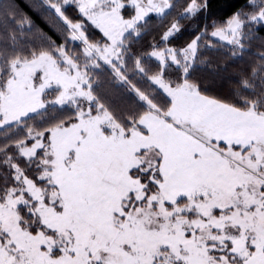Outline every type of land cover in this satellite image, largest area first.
Returning <instances> with one entry per match:
<instances>
[{"label":"snow or ice","instance_id":"6c2138e0","mask_svg":"<svg viewBox=\"0 0 264 264\" xmlns=\"http://www.w3.org/2000/svg\"><path fill=\"white\" fill-rule=\"evenodd\" d=\"M44 4L66 27L64 43L43 33L47 46L27 42L31 20L18 18L15 0H0V264H264V37L256 34L264 0H246L181 48L154 44L152 75L136 57L135 71L165 102L129 79L126 41L176 0ZM70 5L81 19L66 15ZM181 7L178 18L195 17L208 0ZM87 23L103 43L89 39ZM179 31L173 19L161 41ZM205 34L232 57L260 41L233 100L189 79L200 48L213 47L211 39L201 45ZM101 61L140 109L101 99L93 77ZM172 65L181 75L166 79ZM57 107L71 114L46 127L28 123Z\"/></svg>","mask_w":264,"mask_h":264},{"label":"trees","instance_id":"16d2710c","mask_svg":"<svg viewBox=\"0 0 264 264\" xmlns=\"http://www.w3.org/2000/svg\"><path fill=\"white\" fill-rule=\"evenodd\" d=\"M246 0H208L207 12H200L195 17L178 18V14L182 11L181 5L185 0H176L177 7L173 8L170 14L163 19L150 15L147 22L141 25V33L137 37H130L126 42L128 45L129 55H127V71L129 79L137 87L145 91H153L156 89L155 95L158 101L165 102V94L150 84V81L143 74H138L135 71L136 57H142V66L148 70V75H152L159 70V64L148 56L152 51V46L155 44L159 48L171 46L173 48H181L202 32L207 25V32L212 30L213 21H223L233 14L238 8L245 4ZM18 8L16 9L18 18L20 14H25L32 22V32L27 34V42H30L35 47H40L42 43L47 46V41L41 36V33L46 37H50L56 44L64 43V38L67 36L66 27L60 20L50 11L40 0H15ZM128 15V13H125ZM66 15L71 19L77 20L82 17L77 12L74 5L66 7ZM173 19H178L180 31L173 35L165 43L161 41V37L166 28L170 25ZM193 25V29L190 26ZM87 35L90 40H100L103 43V35L101 32L92 26L86 24ZM258 36L264 37V28L257 29ZM212 40L213 47H201L198 54V59L191 69L189 79L197 82L201 90L211 96H216L225 100H233L235 98V88L237 81L240 78L242 70H249L252 64L257 60V52L261 50L260 41L254 40L242 55L237 57L231 56L230 46H221L220 42L205 34L201 39V45H206L209 40ZM24 42V41H22ZM68 47L75 51H80L81 45L68 42ZM181 72L174 66H170L165 73V78L177 79ZM94 79L100 81V86L96 89L100 94L101 99L106 103H111L119 108H137L140 105L137 98L130 92L127 85H120L115 80L113 74L107 69L100 67L93 70ZM142 110V109H141ZM70 110L67 108L52 109L41 116H34L29 120V124L35 123L38 127H46L56 118H62L70 115ZM43 119V123L41 122ZM22 135V133H21ZM13 139L18 136H13ZM5 142L0 138V143ZM23 164V161H21Z\"/></svg>","mask_w":264,"mask_h":264},{"label":"rangeland","instance_id":"374dc122","mask_svg":"<svg viewBox=\"0 0 264 264\" xmlns=\"http://www.w3.org/2000/svg\"><path fill=\"white\" fill-rule=\"evenodd\" d=\"M43 4H44V0H40ZM47 8H48V6L46 5V4H44ZM67 7V6H66ZM49 9V8H48ZM50 10V9H49ZM50 11H52L53 12V14L57 17V15L55 14V11L54 10H50ZM126 15V14H125ZM150 15H154V16H156L155 14H150ZM58 18V17H57ZM59 19V18H58ZM60 20V19H59ZM60 22L63 24V22L60 20ZM143 23V21L141 22V24ZM193 29V25H191L190 26V29ZM99 30V29H98ZM102 34V33H101ZM176 33H174L173 35H175ZM67 35H68V32H67ZM103 35V34H102ZM130 37H137V35L135 34V33H133ZM130 37L128 38V40L130 39ZM171 38V37H170ZM213 39H215V40H217L218 41V38H213ZM72 42V41H71ZM127 42V41H126ZM72 43H77V44H80V42H78V41H76V42H72ZM81 45V44H80ZM81 47H82V45H81ZM165 47H171V46H165ZM164 48V47H163ZM81 49V48H80ZM151 52V51H150ZM149 56V55H148ZM150 57V56H149ZM151 59H153V60H155L158 64H159V62L156 60V58L155 57H150ZM101 63V67H103V68H105V69H107L109 72H111L112 74H113V76H114V78H115V75H114V73L112 72V70H111V68H110V66H108V65H104L103 64V62L101 61L100 62ZM172 66H174V65H172ZM175 67V66H174ZM95 70V69H94ZM115 80L117 81V83L118 84H120V85H122L116 78H115ZM155 88H157L158 90H160L159 88H158V86H156V85H153ZM161 92H162V90H160ZM131 92V91H130ZM132 94H134V96H135V93L134 92H131ZM136 97V96H135ZM49 98H51V97H49ZM137 98V97H136Z\"/></svg>","mask_w":264,"mask_h":264}]
</instances>
